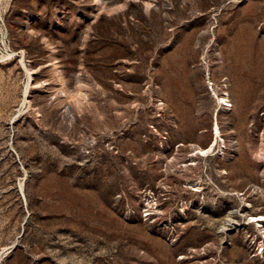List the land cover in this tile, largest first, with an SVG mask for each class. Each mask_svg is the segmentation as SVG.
<instances>
[{
  "label": "rangeland",
  "instance_id": "1",
  "mask_svg": "<svg viewBox=\"0 0 264 264\" xmlns=\"http://www.w3.org/2000/svg\"><path fill=\"white\" fill-rule=\"evenodd\" d=\"M255 215L264 0H0V264H264Z\"/></svg>",
  "mask_w": 264,
  "mask_h": 264
},
{
  "label": "bare ground",
  "instance_id": "2",
  "mask_svg": "<svg viewBox=\"0 0 264 264\" xmlns=\"http://www.w3.org/2000/svg\"><path fill=\"white\" fill-rule=\"evenodd\" d=\"M29 80H32V76H31L30 74H29ZM218 135H219V130H218L217 125H215V126L213 127V129H212V138H213V140H214L213 143H215V141H216ZM212 146H213V144H212V145L210 146V148L207 149V150H205V149H199L198 151H199L200 153H206V152H208V151L211 150ZM263 220H264V215H259V216H256V215H255V216H252V221H254V222H260V221H263Z\"/></svg>",
  "mask_w": 264,
  "mask_h": 264
},
{
  "label": "built area",
  "instance_id": "3",
  "mask_svg": "<svg viewBox=\"0 0 264 264\" xmlns=\"http://www.w3.org/2000/svg\"><path fill=\"white\" fill-rule=\"evenodd\" d=\"M227 102H228V100H227V99H226V100H224V102L222 103V105H224V106H228Z\"/></svg>",
  "mask_w": 264,
  "mask_h": 264
}]
</instances>
